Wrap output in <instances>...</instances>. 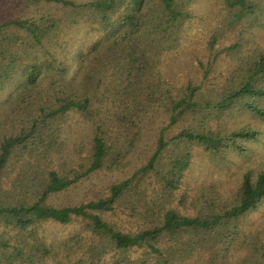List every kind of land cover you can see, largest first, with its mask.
I'll list each match as a JSON object with an SVG mask.
<instances>
[{
  "label": "trees",
  "instance_id": "1",
  "mask_svg": "<svg viewBox=\"0 0 264 264\" xmlns=\"http://www.w3.org/2000/svg\"><path fill=\"white\" fill-rule=\"evenodd\" d=\"M199 1L0 0V264H264V229H246L264 204V168L247 166L234 187L187 183L198 151L228 172L261 134L235 117L264 124V49L245 37L264 30V0H219L207 45L233 34L211 54L233 69L180 85L164 64ZM212 61L199 63L205 77ZM153 120L154 150L130 176L79 205L49 202L127 171ZM73 122L90 125L87 143L70 146ZM50 227L70 232L53 239Z\"/></svg>",
  "mask_w": 264,
  "mask_h": 264
},
{
  "label": "rangeland",
  "instance_id": "2",
  "mask_svg": "<svg viewBox=\"0 0 264 264\" xmlns=\"http://www.w3.org/2000/svg\"><path fill=\"white\" fill-rule=\"evenodd\" d=\"M87 1V0H83ZM221 3L216 0L199 1L194 7L195 18L189 24L188 30L182 46L171 54L164 64V75L168 79L176 80L180 85L188 83L196 84H212L213 82L222 81L228 71L233 69L234 62L226 58L225 54L219 55L215 61L211 60V54L214 55L218 50L228 47L235 41L233 34H227L221 39L213 52L209 50L207 45L214 29L218 27L222 17L217 16ZM14 14L18 17V10L10 11L8 15ZM80 33L72 35V47L77 45ZM246 39L252 38L254 43L264 49V30H251L245 33ZM250 45H246L245 49H250ZM212 61V66L208 76L205 77V70L200 67L199 63H208ZM236 122H251L255 126H260L261 134L258 141L249 143L247 148L252 150L250 159L244 164V160L235 158L234 162L229 164L228 172L216 169L212 165L203 152L198 151L195 155L192 167L187 175V183L191 187L199 186L201 183H209L210 181H219L230 187H234L239 175L245 171V168L251 167L254 172L264 168V124L259 121L250 119L249 117H235ZM231 124V123H230ZM162 125L161 120H153L149 123L144 142L138 153L132 160L130 168L124 173H98L90 179L85 180L70 190L54 196L49 202L55 206H75L95 198V192L112 182L121 181L130 176L136 168L143 164L151 155L156 145L158 137V128ZM91 127L87 124L78 122L71 123L67 129V137L70 146L75 143H87L90 140ZM71 156L73 154L71 153ZM264 229V204L257 213L252 214L247 222L246 229H254L256 227ZM53 239L62 238L70 232V228H49Z\"/></svg>",
  "mask_w": 264,
  "mask_h": 264
}]
</instances>
